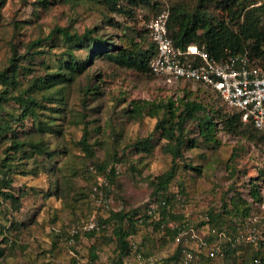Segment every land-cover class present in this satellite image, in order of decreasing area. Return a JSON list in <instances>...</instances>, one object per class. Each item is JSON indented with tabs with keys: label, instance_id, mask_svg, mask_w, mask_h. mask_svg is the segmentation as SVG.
<instances>
[{
	"label": "rangeland",
	"instance_id": "rangeland-1",
	"mask_svg": "<svg viewBox=\"0 0 264 264\" xmlns=\"http://www.w3.org/2000/svg\"><path fill=\"white\" fill-rule=\"evenodd\" d=\"M225 1L0 0V71L11 65L14 44L26 52L41 38L15 61V72L9 70L14 82L0 79V188L21 202L15 209L0 195V264H111L119 252L115 221L104 220L118 210L135 220L125 264H181L180 241L167 227L185 224L195 234L186 240L189 247L206 239L204 255L214 242L224 249L222 256L194 257L191 264H264V134L245 122L230 126L226 118L237 110L200 83L167 84L150 69L105 57H147L146 23L163 9L219 14L217 5ZM57 26L92 30L114 46L94 54L92 39L50 35ZM22 92L36 101L35 114L24 118L15 97ZM171 97L226 113L214 116L209 130L197 118L204 113L190 118L176 133L183 141L175 159L165 145L177 139L158 126L181 117L179 101L164 104ZM113 162L117 172L110 180ZM172 166L173 180L156 191L157 176ZM7 177L12 181L4 187ZM161 194L169 198L166 210L144 220L151 206L159 210Z\"/></svg>",
	"mask_w": 264,
	"mask_h": 264
},
{
	"label": "trees",
	"instance_id": "trees-1",
	"mask_svg": "<svg viewBox=\"0 0 264 264\" xmlns=\"http://www.w3.org/2000/svg\"><path fill=\"white\" fill-rule=\"evenodd\" d=\"M109 3L113 2L115 5V0H107ZM135 3H149L150 0H131ZM204 1V0H202ZM256 1L248 2L247 0H227L225 2H221L217 5L219 14L214 13H207L204 9H200L195 13L189 14L187 12L176 11V8L173 7L172 10H169L168 20H167V29L168 34L171 37L175 46L180 47L182 49L186 48L190 44H196L200 48L204 49L209 55L220 59L224 58L230 54H243L247 53L249 60L255 64H260L264 66V3L255 5ZM114 7V6H113ZM175 27V29L173 28ZM54 32L61 33L67 40L69 41H78L79 43H84L87 39H92L93 43L90 45L91 49H95L94 54H103L107 50H101L102 48L108 47L109 48L114 46L110 42H107L100 38H94L91 36L92 30H85L82 33H71L65 27L57 26L52 31L51 34ZM145 33L147 34L150 43L146 48L145 53L147 57L144 55L136 56L131 53H123L119 56H113L110 54L105 53V57L109 60L114 61L115 63L129 67V68H136L140 70L150 69V61L156 54V48L153 41L150 39L147 29L145 28ZM41 42V38L31 42L29 47H27L26 52H21L20 49L16 44L12 46L13 56L11 57V65L5 67L3 70L0 71V79L5 85H9L10 83L14 82V72L17 68L15 61L19 60L23 57L26 53H28L29 49L38 43ZM98 47V48H97ZM99 49V50H97ZM91 58V56L89 57ZM73 66L77 71H81L83 69V65H79L74 63ZM9 70H14L12 74L9 73ZM41 80L40 78L35 80L33 86L35 88H41ZM202 86V85H201ZM204 87V86H203ZM214 93V92H213ZM17 101L20 103L22 108V113L20 114L21 118H24L30 114H35L34 111V104L36 101L31 96H26L25 92H22L15 96ZM5 99V96L0 92V100ZM186 98H169L167 102L164 104L168 107L174 106L175 101L180 102V106H182V112L180 115L181 117L175 122H169L168 120H163L159 122L158 126L165 130L166 135L171 137V139H177L174 144L167 143L165 145V150L170 152L175 159L177 156L180 155V145L182 144L181 137L177 136L176 133L181 134L182 130L184 129L187 121L190 118H196L198 116L197 113L202 112L204 113L203 117H197L199 119V124L203 129H210L214 125L213 117L214 116H221L220 111L213 110L211 107L203 104L200 101H189L185 100ZM230 126H233L234 123L241 124L242 122L249 123L255 130L256 129L252 122L250 121H243L240 116V112L237 111L236 114H233L226 118ZM259 131V130H258ZM261 132V131H260ZM19 144H15L13 148L17 149ZM33 148H39L36 144H31ZM116 162H113L112 166L110 167V172L108 176L110 180L112 176L115 175L117 172ZM104 170L103 166H99ZM175 176V166H172L166 172L157 176L156 191L164 190L167 188L168 184L173 180ZM6 186L9 187L11 183V178L7 177L5 180ZM257 191H255L254 195L256 196ZM0 195L3 199L13 200L14 208L18 209L21 206L20 196H15L9 190H3L0 188ZM158 201L160 206L159 210L148 209L147 214H145V219L152 220L155 218L156 214H162V211L166 210V206L169 203V198L164 194L155 198ZM149 202L152 204L154 202ZM164 201V203H162ZM212 218H215L213 216ZM115 221V224L112 228V236L117 242V248L119 250L116 258L111 260V264H125L124 257L129 251L132 249V243L127 239L128 236L135 233V220L131 218L130 211L118 210L116 212H112L109 218H106L104 221ZM153 221V220H152ZM114 223V222H113ZM170 231L172 230L177 237L179 232L182 230H186L187 233L183 234L180 237L179 250L181 251V255L183 258V250L191 251L193 254V258L197 257L198 259L201 256H206L208 258H213L217 256H222V246L218 243L210 245V249L218 246L219 251L215 253L214 256H209L208 252L203 254L202 250L205 248L199 242L197 244V248H191L187 245V239H192L191 237V228L190 225H181L177 227H167ZM89 235L92 236L94 229H89ZM1 233V232H0ZM205 239V238H204ZM206 244L209 242L206 239L204 240ZM209 244V243H208ZM211 244V243H210ZM233 248L232 250L237 248V244L232 243ZM230 248V247H229ZM231 250V249H230ZM226 254V252H225ZM142 255V254H141ZM193 259L189 262L191 264ZM181 264H184L181 262Z\"/></svg>",
	"mask_w": 264,
	"mask_h": 264
},
{
	"label": "built area",
	"instance_id": "built-area-1",
	"mask_svg": "<svg viewBox=\"0 0 264 264\" xmlns=\"http://www.w3.org/2000/svg\"><path fill=\"white\" fill-rule=\"evenodd\" d=\"M168 15V10L163 9L146 23L147 33L156 48V54L150 61V71L161 76L167 84L180 81L200 83L214 92L227 107L239 111L243 121L252 122L264 134V66L251 62L247 53L217 59L196 44L184 49L175 46L168 34ZM94 226L91 223L86 229ZM185 233L186 230L179 232L177 240ZM194 236L192 230L191 237ZM199 243L206 248L204 240L199 239ZM218 251V246H215L207 252L214 256ZM182 259L189 264L193 259L192 252L183 250Z\"/></svg>",
	"mask_w": 264,
	"mask_h": 264
}]
</instances>
